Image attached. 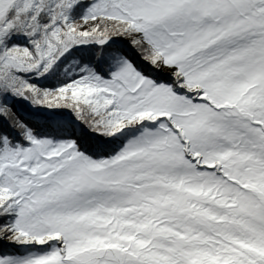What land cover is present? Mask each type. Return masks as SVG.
Returning a JSON list of instances; mask_svg holds the SVG:
<instances>
[{"label": "snow or ice", "instance_id": "snow-or-ice-1", "mask_svg": "<svg viewBox=\"0 0 264 264\" xmlns=\"http://www.w3.org/2000/svg\"><path fill=\"white\" fill-rule=\"evenodd\" d=\"M0 264H264V0H0Z\"/></svg>", "mask_w": 264, "mask_h": 264}]
</instances>
